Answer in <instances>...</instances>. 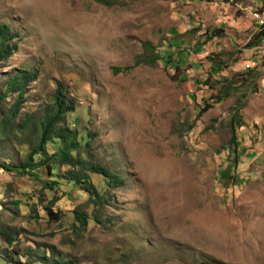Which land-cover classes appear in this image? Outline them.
I'll list each match as a JSON object with an SVG mask.
<instances>
[{
    "label": "rangeland",
    "instance_id": "374dc122",
    "mask_svg": "<svg viewBox=\"0 0 264 264\" xmlns=\"http://www.w3.org/2000/svg\"><path fill=\"white\" fill-rule=\"evenodd\" d=\"M259 10L264 0H0V24L19 33L0 82L37 72L21 117L48 109L62 84L76 106L67 122L77 118L90 136L80 155L120 179L113 187L90 175L107 200L95 204L82 179L70 185L69 167L51 191L0 168V223L21 233L20 261L45 245L73 264H264V39L248 46L264 23ZM165 54L177 66L143 62ZM22 142L11 140L0 163L19 164L23 153H8L28 150ZM223 171L236 185L221 182ZM17 195L51 204L62 220L14 210Z\"/></svg>",
    "mask_w": 264,
    "mask_h": 264
},
{
    "label": "trees",
    "instance_id": "16d2710c",
    "mask_svg": "<svg viewBox=\"0 0 264 264\" xmlns=\"http://www.w3.org/2000/svg\"><path fill=\"white\" fill-rule=\"evenodd\" d=\"M93 1L105 7H111L115 4V0ZM14 36L16 35L13 34L8 24H0V62L11 57L14 49L18 46V43L14 42V39L19 38V33L16 37ZM211 37L208 39L210 40ZM261 39H264V23L259 26V32L256 33L248 46L257 45ZM196 46L201 49L204 43L199 42ZM172 58V54H165L163 57L146 59L143 62L148 65H154L157 60H162L165 64L172 65L174 63L170 61ZM172 66H177V62ZM223 67H225L223 62L218 63L217 66H212V73H220ZM113 70L115 73L119 71L118 68H114ZM5 79H8L6 85L3 86L0 82V152L5 150L9 142L14 139L22 140V144L29 146V149L22 150L21 146H18L15 147L14 151L12 147L8 153L9 157H12L15 152L19 155L23 153L24 158L19 164L1 162L0 168L8 172L13 178H24L27 181L34 180L51 191L55 187L60 186V183L56 180L60 177L58 174L60 168L69 167L71 170L68 174L77 175V181L74 179L71 181L70 179L72 187L82 179L83 183H85L83 190L93 203L106 202V198L102 199L97 193L98 185L92 182L90 175H102L104 178L101 181L114 187L120 185L119 176L111 173L108 168L90 162L86 156L82 157L80 155V150L88 145V138L90 136H88L87 129L79 125L77 118L72 121L73 124L67 122L68 116L71 113H75L76 106L73 101L66 98L62 84L58 83L54 94L50 98L48 109H44L38 116L34 115L31 117L29 113H26L21 117L24 88L37 80V72L25 69L13 70L3 80ZM227 94V91L224 92L225 96ZM207 108H210V105H207ZM202 111H205V108ZM199 114L201 115V113ZM239 122L240 118L238 114L234 113L232 124L230 125L229 144H234L235 150L238 148V143L236 142V131L233 123L239 126ZM236 161V155L230 159V163L236 164ZM220 176L223 179L221 182L236 185L235 179L231 178L229 172L223 171ZM11 191H14V189H11ZM16 194L21 193L16 191ZM21 204L30 207L29 213H33V215H36L35 207L43 210L48 223L52 221L60 222L62 220V214L54 212L51 204H37L24 199L21 195H17L9 203V205L13 206L14 210L18 209ZM74 213L76 214L77 222L85 226L87 224L86 216L78 211H74ZM10 224L11 220L7 221L6 224L0 223V247H3L6 251L5 257H0V264L3 262V264L10 262H15L16 264H45L47 262L51 264H73V261H64L56 255L52 247L49 248L50 254L47 255L48 249L45 245H40L37 248L40 250L38 253H35L29 247V250L26 252L32 256L27 261H20L24 257V254L20 250L15 249V246L20 241L21 233ZM72 224L73 232H75L77 228H74V223ZM15 257L18 258V261L12 260Z\"/></svg>",
    "mask_w": 264,
    "mask_h": 264
},
{
    "label": "crops",
    "instance_id": "0c3cea01",
    "mask_svg": "<svg viewBox=\"0 0 264 264\" xmlns=\"http://www.w3.org/2000/svg\"><path fill=\"white\" fill-rule=\"evenodd\" d=\"M257 5H260V4H257ZM245 8H246V7H245ZM246 9H247V8H246ZM247 10H248V9H247ZM259 11H260V10H259ZM260 14L264 16V10L260 11ZM254 22L256 23L255 20H254ZM258 30H259V29H258ZM254 31H255V30H254ZM261 40H262V39H261ZM261 40H260V41H261ZM255 48H257V46H256Z\"/></svg>",
    "mask_w": 264,
    "mask_h": 264
},
{
    "label": "bare ground",
    "instance_id": "6f19581e",
    "mask_svg": "<svg viewBox=\"0 0 264 264\" xmlns=\"http://www.w3.org/2000/svg\"><path fill=\"white\" fill-rule=\"evenodd\" d=\"M8 264H16L15 262H10V263H8Z\"/></svg>",
    "mask_w": 264,
    "mask_h": 264
},
{
    "label": "clouds",
    "instance_id": "9594fccd",
    "mask_svg": "<svg viewBox=\"0 0 264 264\" xmlns=\"http://www.w3.org/2000/svg\"><path fill=\"white\" fill-rule=\"evenodd\" d=\"M262 53V52H261ZM257 54H259V53H257Z\"/></svg>",
    "mask_w": 264,
    "mask_h": 264
},
{
    "label": "water",
    "instance_id": "95a60500",
    "mask_svg": "<svg viewBox=\"0 0 264 264\" xmlns=\"http://www.w3.org/2000/svg\"><path fill=\"white\" fill-rule=\"evenodd\" d=\"M114 187V186H113Z\"/></svg>",
    "mask_w": 264,
    "mask_h": 264
}]
</instances>
